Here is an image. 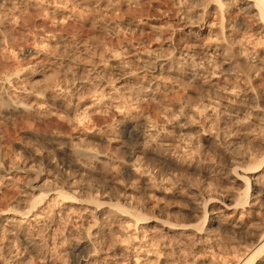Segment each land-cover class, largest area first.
<instances>
[{
  "label": "bare ground",
  "instance_id": "1",
  "mask_svg": "<svg viewBox=\"0 0 264 264\" xmlns=\"http://www.w3.org/2000/svg\"><path fill=\"white\" fill-rule=\"evenodd\" d=\"M21 1L9 5L0 0V44H6L8 40L7 30H4L5 25H8L7 21L13 17L19 3L23 5L29 0ZM64 1L62 5H66L67 2ZM236 2L237 0H173L182 10L176 18L177 29L172 36L178 33L180 37L185 35L195 41L205 40L204 43L193 44L192 48L173 46L172 52L167 54L150 50L148 53L137 54L133 60H125L126 62L116 61L111 66L100 64L97 68L93 66L83 79H73L67 84L65 77L59 80L52 78L62 64L60 55L44 56L43 49H38L35 45L21 57L32 56L38 59L37 69L29 72L16 69L0 73L1 119L8 121L17 116L29 118L35 115L53 119L55 115L60 120L56 123V128L72 130L71 133H64L55 129L50 133L34 135L44 141L47 152L52 151L63 159L66 169H57L58 166L53 165L51 159L50 161L47 156H40L60 178L47 186L44 182L40 183V177L34 183L30 181L29 191L23 192L18 198L8 197V193L1 188L15 187L20 182L17 180V172L22 167L19 166L20 163L10 165L12 162H7L8 156L3 155L0 149V194L3 197L0 202V264H23L20 247L38 252L49 245L50 241L40 237L39 231L47 226L51 233H55L59 228V221L66 216L83 225L79 232L74 231L73 225L70 229L73 234L79 235V239L69 248L71 264H94L98 258L103 257L99 253L106 255L99 246L107 234L105 224L112 219L119 224L120 221L128 222L129 225L126 224L133 231L128 236L129 242L133 241L132 245H126V241V244L123 241L118 246L121 257H126L121 259L128 258V262H122L123 264H264V151L255 155L248 151L241 152L239 149L242 146H239L235 137V131L243 127L245 130H249L252 124L253 127H264V118L260 116L258 106L254 105L257 100L255 91H247L243 97H247V101L251 103L248 116L253 121L243 124L239 120H233L238 115L230 109L235 92L227 81L229 77H226L234 73L238 61L251 64L249 49L242 44L243 37H235L237 34L239 37L240 29L248 32L249 27L244 16L231 19ZM238 9L251 18V24L257 26L258 33L264 36V0H242ZM69 17L65 15L62 19ZM133 26L134 29H139L143 23L139 20ZM45 40L41 39L38 44L48 46L49 43ZM236 47L239 48L237 53L234 52ZM6 48L16 53L15 48ZM109 58L117 60L114 53L109 54ZM135 61H142L136 69L131 67ZM71 62L79 69V62ZM118 78L122 80L114 83V79ZM126 78L127 81L124 80ZM200 79V85L213 92L215 97L201 102L197 108H192V112L197 110L195 112H198L199 118L205 117L208 120L216 115L222 121L217 132L204 126L193 129L194 114L184 113L183 110L181 112L188 121L175 123L164 131L158 130L148 114L132 115L123 111L116 123L114 121V124L104 127L99 126V121L94 118L96 113H102L110 107L118 109L121 101H134L141 94L144 95L143 98L157 99L159 95L156 94L167 84H172V80L186 84ZM185 107L190 109L189 104ZM258 136L249 139L264 145V138L259 139ZM115 142L128 145L124 172L132 180L139 177L148 188L151 186L152 170L142 169L143 163L139 159L150 160L161 174L167 175L168 171H174L170 176L177 180L178 189H174L171 196H184L188 203L187 208L180 209L185 216L183 222L165 216L150 220L151 215L142 213L143 206L146 205L133 204L131 194L118 196L116 202L112 198L114 202L110 199L101 201L100 198L82 199L77 196L79 191L93 187L87 182L83 184V180L81 183L77 182L67 168L74 167L81 177L89 175L94 171L93 166L110 162L111 158L102 148L112 147L113 143L116 145ZM98 144H102V148H95ZM26 145L23 148L33 156L40 154H33L30 146ZM24 169L28 173L38 171L32 166ZM177 173H181V177ZM185 173L195 174L198 181L194 183L195 180L186 179ZM169 177L166 179L170 182ZM219 183L224 188L220 189ZM128 189L129 192H135L131 187ZM151 222L154 224L153 229L171 233L170 238L162 245L167 246V252L163 256L155 255L159 253L153 249V245L157 243V238L153 236L155 230L147 229ZM166 235L168 238V234ZM181 251H185L187 255L182 262L179 258ZM163 257L169 260L162 262Z\"/></svg>",
  "mask_w": 264,
  "mask_h": 264
},
{
  "label": "rangeland",
  "instance_id": "2",
  "mask_svg": "<svg viewBox=\"0 0 264 264\" xmlns=\"http://www.w3.org/2000/svg\"><path fill=\"white\" fill-rule=\"evenodd\" d=\"M4 1H6L9 5H12V3L17 4L21 0ZM62 2L64 3L65 1L29 0L27 2L28 4L23 3L22 5L19 3V8L13 12V17H10V19L7 21L6 24L8 25H5L6 29L4 30H7V34H5L7 35V39L9 41L6 39L8 45H6L7 43H1L5 45L0 44V73L12 72L16 69H23L28 72L37 69L38 66L36 63L38 59L32 56L21 57L25 51L33 48L35 45H37L35 47L38 49H43L42 52L45 53L44 56L60 55V61H62V64L57 70V73H55L52 78L59 80L60 78L62 79L65 77V82L69 84L73 79H83L89 74L88 70L93 66L96 68L100 64L111 66L114 65L116 61L126 62L127 60H133L137 54L140 55V53H148L150 50H154L156 52L162 51L163 53L167 54L172 52L173 46L183 48L190 46L192 48L193 44L196 45L205 42V40H199L200 42L197 40L195 41L194 39H191L185 35L180 37L178 33H175L176 35L172 36L173 31H176L177 29L175 26L176 18L178 17L179 12L182 10V7L174 4L173 0H66V5H62ZM236 3L232 9L231 19L236 20L235 18L238 19L240 16H244L246 18V24L247 26L249 25V27L247 29L248 32L239 28L240 35L238 37L237 34L235 37L236 39L243 37L242 41L244 42H242V44L243 47L245 46L249 49L248 53L251 64L244 63L241 60L238 61L234 67V73L226 75V77H229L227 81L229 85L234 88L235 92V94L233 93L234 101L232 100V107L230 106V109H232L233 113L235 112L238 115H236V118L234 117L233 120H239L240 122H243V124H246L250 121H253V119L250 120L251 118L248 116L250 113L248 107L251 105V103L249 100L247 101V97H245V99L243 97L248 92L252 91L251 93H254L255 91L254 95L257 96V100L255 101L254 105H256V107L258 106V112H260V116L264 118V36L258 33L259 30L256 28L257 26L251 24V18L245 16V13L238 9L242 4V0H237ZM65 15H69L70 17L63 20L62 18ZM139 20H141L143 23L142 28L140 27L139 29H134V23H137ZM170 23L173 25H170ZM41 39H46L45 41L49 43L48 46L46 45L47 47H43L41 46L42 44H38ZM10 43L13 45L9 46ZM7 46L12 49L15 48L14 50L16 53L10 52L9 49L6 48ZM234 49V52L237 53L239 48L236 47ZM112 53L116 55L117 60L114 61L109 58V54ZM71 61L79 62V69H76L75 66H73V62ZM140 63H142V61H135L131 67L136 69V67L138 68V66H140ZM85 69L87 71H83ZM118 80L120 81L122 78H118L116 80L114 79L113 82L116 83ZM124 80L127 81L128 79L126 78ZM170 82L173 83L167 84L165 86L166 88L164 87L165 89L162 88L160 93L158 92L156 94V96L159 95L157 99H150L148 97L143 98L144 95L141 94L140 97L138 96L140 100L136 99L134 100L135 102L128 101L126 102L128 105L121 101V103H119L118 109L115 107L107 108L102 113H96L94 118L99 121V126L104 127L112 123L114 124V121L116 123L117 118L119 119L121 117V113H123V111L132 115L148 114L149 117L152 118V122L156 125V127L159 128L157 129L164 131L165 128H170L175 123H183V121L184 123L187 122L188 120L187 117H184V113H190L194 114V122L196 123L195 124L193 122V129L194 127L204 126L208 130H216L217 132L219 127L222 126V121H220L218 117L216 118V115H213V117L211 119L209 118L208 120L205 117L199 118L197 116L198 112H195L197 110L192 112V108H197L201 102L213 100L215 97L213 92L207 91L206 88H203L200 85L201 79L195 81L194 83L186 84L173 80ZM170 85H172V87ZM85 91L87 92L86 89ZM79 92L81 93V91ZM211 97L212 99H210ZM188 104L190 107L189 110L187 107H185V105ZM182 110L184 111L183 114ZM187 110L188 112H185ZM61 114L63 115L64 113ZM244 114H246L248 117L246 115L244 116ZM59 121V118H57L55 115L53 119H51V117L41 115H35L29 118L17 116L14 119L8 121L0 118V149L2 154H6V157L8 156L6 159L8 160L7 162H12L10 165H18V163H20L19 166L22 167L19 168V171L17 172V180L20 181L17 183V187L5 186L1 188L3 192L8 193V197L13 199L20 197L23 192L29 191L31 183H34V180H37L39 177L41 179L40 183L44 182L43 184L46 186L52 184L55 179L60 178V175L56 173V171L51 168V166L46 161H44L42 157L47 156L49 160L51 159L52 161H50L52 164L58 166L57 169H66V167H64V163L62 162L63 159L59 156H56V154L52 151L47 152V145H45L44 141L39 137H34L35 134L41 135L44 133H50L55 129V131H64V133L72 132V130L69 128L63 127V130L59 127V129L56 128V123ZM223 125L225 126V124ZM249 127V130H245L243 127L242 129L235 131L237 132L235 137L236 140H238V143H240L239 146H242L239 151H248L250 154L255 155L261 152V150L264 151V145L251 141L249 138H253V136L257 137L259 134V139H262L261 137L264 138V127L262 126V128L260 125H254L253 127V124ZM245 131L249 132L245 133ZM248 135L251 136L249 137ZM115 143L116 145L113 143L112 147H104L102 144L96 145L97 147L95 148L97 149L100 148L99 146H101V148L103 146L102 150L107 151L111 159L110 162L108 161V164L105 165L96 167V165L93 166V164L92 168L94 171L89 175L87 174L86 176L84 175V177H81L80 172H77L74 167L69 169L67 168V171H69L72 176L77 179V182L81 183V180H83V184L87 182L93 187V190L87 189L79 191L80 194L76 193L78 194L77 196L82 197V199H87L90 197L97 199L100 198L101 201H108L109 199H113L115 201L118 196L120 197L125 196L126 194H131L133 195V204L141 203L146 205L143 206L144 208L142 209V213L149 216L151 215L149 218L150 220H153L159 216H165L168 218L171 217V220H179L180 222H183L185 220V216L182 212H180V209L187 208L188 203L185 201L184 196H171V194L174 192V189H178L177 180H173L170 176L174 173V171H168L169 173H167V175L161 174L158 172V168L155 167V164H153L150 160L145 158L139 159V162L141 164L143 163L142 169L152 170L151 186L148 188L142 184L139 177H136L134 180H132L124 172L123 166L128 158V151L126 149L128 145L126 144L125 146V144H119L117 142ZM25 145L28 147L30 146L29 149L32 150L33 154H40H38L36 157L33 156L23 148ZM184 145L185 144H183V147L187 149V147ZM30 155H32V157ZM53 156H56V160ZM28 166L38 169L36 172L37 174L35 172L28 173L24 169V167ZM177 174L179 177H181V173ZM185 176L186 179L191 181L195 180L194 183H196L199 179L198 176L193 173H185ZM168 177L170 178V182L169 179H166ZM30 181L32 182L30 183ZM222 183H219L220 189L224 188L221 187L224 185V183L223 185ZM19 184L21 186H19ZM216 185L218 184L216 183ZM129 187L135 189V192H129ZM2 198L3 197L0 194V202L3 201ZM68 218L70 217L66 216V218L63 217L59 221V228L55 233H51L47 226H43L41 228V231H39L40 237H42L44 240L47 238L50 243L49 245L45 244L46 246L43 245L44 247L40 249V251L35 252L29 249L24 250L22 247H20V251L22 250V263L71 264L72 255L71 253L69 254V248L73 242L79 239V235L73 234L70 229L74 226V231L79 232L83 225H80L81 223L77 222V220L73 218H70L71 220H68ZM126 223L129 225L128 222ZM126 223L120 221L119 224V222H117L115 219L107 221L105 224L107 234L104 236L105 239L102 240L99 246L101 252L104 251L106 255L99 253V255L103 256V259L98 258L96 255L98 259L94 262V264H123L128 262V258L122 260L126 257H121V252L118 250V246H120L123 241L124 243L126 241V245H128V243L132 245L133 242L132 240L129 242L130 238L128 237L131 232L133 233V231L129 229V226ZM126 225L128 226L127 228H125ZM153 225V222H151L147 228L148 230H155L153 236L157 238V243L153 245V249L159 252L155 253L156 256L157 254L163 256L164 252H167V246L162 245L163 243L167 242L166 240L170 238L169 235H171V233L169 234L159 229H153ZM166 234H168V238ZM180 254L181 255L179 258L182 262V260L187 258V255H185V251L184 253L181 251ZM167 260L169 259H165V257L161 258L162 262H166ZM155 264L158 263L155 262Z\"/></svg>",
  "mask_w": 264,
  "mask_h": 264
}]
</instances>
